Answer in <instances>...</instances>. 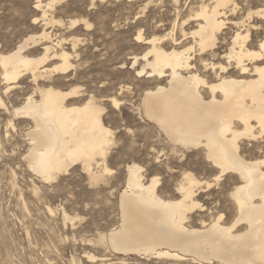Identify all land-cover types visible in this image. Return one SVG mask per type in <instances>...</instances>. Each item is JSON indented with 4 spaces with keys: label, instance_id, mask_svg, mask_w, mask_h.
<instances>
[{
    "label": "bare ground",
    "instance_id": "bare-ground-1",
    "mask_svg": "<svg viewBox=\"0 0 264 264\" xmlns=\"http://www.w3.org/2000/svg\"><path fill=\"white\" fill-rule=\"evenodd\" d=\"M56 1L43 5L35 0L32 5L41 9L45 25L53 19H46L44 8ZM168 1L178 7L184 0ZM240 6L237 0H191L179 24L182 41L173 29L161 37L145 39L138 32L134 38L148 45L137 73L152 77V86L142 90L140 113L164 134L174 153L201 150L215 172L212 181L218 183L226 174L234 179L228 193L234 216L200 217L199 226H193L191 215L205 210L197 200L198 189L202 184L211 188L212 181L183 173L174 193L178 196L163 198L159 179L144 181L142 168L132 163L127 166V188L119 195V222L99 232L97 243L103 253L99 258L87 253L91 264H130L128 260L149 258L168 264H264V5ZM82 22L86 30L90 28L80 19H70L68 27ZM231 28L228 49L220 57L224 30ZM41 32L0 51L6 89L25 74L35 84L43 82L36 86L38 99L27 95L12 112L30 123L26 163L45 181L75 165L97 180L92 165L104 163L112 131L93 96L81 102L79 87L58 86L73 67L71 54L61 48L64 38H52L45 28ZM260 34L255 46L251 37ZM33 47L40 50L37 56L29 55ZM52 60L57 61L48 66ZM52 74L62 77L49 82ZM109 100L112 106L114 101L121 103L117 97ZM244 140L253 142L250 146L261 155L246 158Z\"/></svg>",
    "mask_w": 264,
    "mask_h": 264
},
{
    "label": "rangeland",
    "instance_id": "rangeland-1",
    "mask_svg": "<svg viewBox=\"0 0 264 264\" xmlns=\"http://www.w3.org/2000/svg\"><path fill=\"white\" fill-rule=\"evenodd\" d=\"M34 1L0 0V51L12 49L30 34L39 35L43 28L52 32V38H64L61 48L71 54L73 67L58 86L63 90L79 87L81 102L94 97L103 108V122L112 131V143L104 163L92 165V172L99 175L97 180H91L79 165L70 166L50 181L40 178L29 169L24 156L30 123L12 112L27 95L38 99L36 86L43 82L35 84L25 74L6 89L0 68V264H91L85 259L87 253L98 258L103 253L97 243L99 232L119 222V195L127 188L128 165H139L144 181L157 177L163 198L178 196L174 193L183 173L190 172L200 181H212L215 174L201 150L171 151L164 134L139 111L142 90L152 86V77L137 73L144 64L142 55L148 45L134 38L138 32L145 39L161 37L173 29L182 41L179 24L191 0H184L178 7L168 0H57L51 8H44L48 10L46 19H53L47 25L41 9H33ZM47 1L42 0V4ZM237 1L244 8L264 5V0ZM33 19H37L36 24H32ZM70 19L87 21L90 28L86 30L82 22L70 29ZM224 33L220 57L228 49L233 28ZM261 36L252 35L255 46ZM36 49L39 48L30 49L29 55L37 56L40 50ZM135 58L137 63L133 64ZM59 77L62 76L52 74L49 82ZM112 97L121 102L118 108L110 103ZM244 142L246 158L261 155L260 150L250 146L253 142ZM228 175L218 183L212 181L211 188L205 184L199 187L197 200L205 210L191 215L193 226H199L200 217L207 220L217 213L227 218L234 216L228 197L234 179ZM128 261L169 263L150 258Z\"/></svg>",
    "mask_w": 264,
    "mask_h": 264
},
{
    "label": "snow or ice",
    "instance_id": "snow-or-ice-1",
    "mask_svg": "<svg viewBox=\"0 0 264 264\" xmlns=\"http://www.w3.org/2000/svg\"><path fill=\"white\" fill-rule=\"evenodd\" d=\"M262 47H264V45H262ZM114 106L118 108L120 105H119L118 102H115V101H114ZM109 135H111V133H109ZM217 179H219V178H217Z\"/></svg>",
    "mask_w": 264,
    "mask_h": 264
}]
</instances>
